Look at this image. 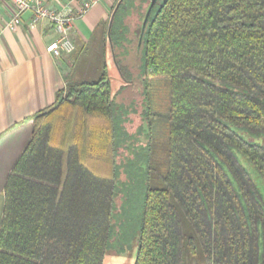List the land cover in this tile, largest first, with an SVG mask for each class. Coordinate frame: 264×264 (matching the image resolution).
Returning <instances> with one entry per match:
<instances>
[{"label": "trees", "instance_id": "obj_1", "mask_svg": "<svg viewBox=\"0 0 264 264\" xmlns=\"http://www.w3.org/2000/svg\"><path fill=\"white\" fill-rule=\"evenodd\" d=\"M149 1L117 0L106 29L126 82L168 83L167 137L147 171L133 264L198 253L205 264H264V0H156L143 27ZM104 41L98 77L67 79L59 102L30 118L4 186L0 264H106L128 247L117 218L125 168L152 137L125 128ZM133 49L142 79L123 73ZM147 108L150 130L161 115Z\"/></svg>", "mask_w": 264, "mask_h": 264}, {"label": "crops", "instance_id": "obj_2", "mask_svg": "<svg viewBox=\"0 0 264 264\" xmlns=\"http://www.w3.org/2000/svg\"><path fill=\"white\" fill-rule=\"evenodd\" d=\"M84 2H89V8L72 20L69 29L74 50L55 56L46 52V46L58 38L52 23L44 20L32 25L27 11L12 30L6 23L14 9L7 0L0 1V202L6 180L31 140L30 118L59 102L58 94L66 88L67 79L82 80L74 74L77 66L90 67L93 61L91 71L100 72L103 39L104 60L114 58L106 29L117 0H47V5L61 12H78Z\"/></svg>", "mask_w": 264, "mask_h": 264}, {"label": "rangeland", "instance_id": "obj_3", "mask_svg": "<svg viewBox=\"0 0 264 264\" xmlns=\"http://www.w3.org/2000/svg\"><path fill=\"white\" fill-rule=\"evenodd\" d=\"M130 69L124 67L123 73L128 78H132V75L142 79L140 75V54L136 50H132L129 57ZM127 59V60H128ZM96 60V59H95ZM98 60V59H97ZM106 72L111 80L110 91L114 102L119 106L123 107L121 109V116L124 114L123 120H127L125 123V128L130 132L134 133L138 127L141 126V136L138 138L139 141H146L145 135L147 136L150 131V136L152 137V142L150 141V149L145 150V154L131 161L126 165L128 173V179L126 186L123 188L124 191L127 190V201L124 203L122 212L117 215L119 220L125 221V230L128 235L126 241L128 247L120 253L118 256L112 257L106 264H133L136 253V241L134 237V231L137 229L138 218L140 214V204L142 192L144 189V183L147 178V171L149 168L153 169L160 163L159 150L161 142L164 140L166 142L167 137V120L163 117L168 111V83L165 79H149L136 81L135 83L126 82L122 77L114 58L107 56L105 60ZM93 61L90 62V67L86 64L83 66H77L74 74L82 78V80H94L98 77L99 73L91 71L94 69ZM136 79V78H135ZM142 84H146L147 88L143 93ZM126 106H129L127 109ZM125 107V108H124ZM147 107L153 112L161 115L160 118H155L152 121L151 129L147 128L146 123L143 120V109L147 111ZM131 108V110H130ZM131 170V171H129ZM122 179L124 176L122 175ZM2 202H0V214H1ZM117 219V220H118ZM185 264H205L202 255L199 253L194 256H185Z\"/></svg>", "mask_w": 264, "mask_h": 264}, {"label": "built area", "instance_id": "obj_4", "mask_svg": "<svg viewBox=\"0 0 264 264\" xmlns=\"http://www.w3.org/2000/svg\"><path fill=\"white\" fill-rule=\"evenodd\" d=\"M1 1V0H0ZM14 9L11 19L6 23L10 29H15L21 22V15L24 12L31 13L32 25H36L44 20L52 23L58 38L46 46V52L59 56L62 53H70L74 50V44L69 38L71 22L81 16L89 8V2H84L78 12L70 9L66 12L58 11L47 5V0H7Z\"/></svg>", "mask_w": 264, "mask_h": 264}, {"label": "water", "instance_id": "obj_5", "mask_svg": "<svg viewBox=\"0 0 264 264\" xmlns=\"http://www.w3.org/2000/svg\"><path fill=\"white\" fill-rule=\"evenodd\" d=\"M155 2H156V0H150V1H149V6H148V8H147V11H146V13H145V17H144V20H143V27L145 26V24H146V22H147L148 16H149V14H150V12H151V10H152V8H153Z\"/></svg>", "mask_w": 264, "mask_h": 264}]
</instances>
